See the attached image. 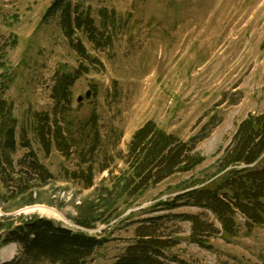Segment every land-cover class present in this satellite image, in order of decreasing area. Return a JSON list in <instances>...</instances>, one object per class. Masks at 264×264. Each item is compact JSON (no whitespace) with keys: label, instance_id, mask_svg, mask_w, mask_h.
I'll list each match as a JSON object with an SVG mask.
<instances>
[{"label":"rangeland","instance_id":"374dc122","mask_svg":"<svg viewBox=\"0 0 264 264\" xmlns=\"http://www.w3.org/2000/svg\"><path fill=\"white\" fill-rule=\"evenodd\" d=\"M53 1L0 0V99L14 105L19 134L32 130L37 112H53L51 90L58 69L73 71L80 64L58 18L44 22ZM78 1L98 25L99 11L107 8L116 11L124 26L101 52L79 35L103 64L91 67L72 90L75 119L88 117L93 109L99 116L94 185L87 188L70 178L77 163L56 150L46 157L29 134L54 178L32 181L23 192L0 180V237L23 222L46 219L107 238L88 264H114L135 243L140 221L166 215L162 209L154 212L157 204L222 178L219 163L238 126L264 111V0ZM214 118L217 125L195 150L204 158L202 164L143 192L128 193V167L117 157L127 154L138 129L153 121L188 142ZM106 163L110 169L103 172ZM172 213L203 215L220 227L212 214L199 208ZM86 219L93 228L81 226ZM239 221L237 237H213L208 250L191 241L189 222L173 220L167 235L175 245L167 255L189 264H264V227L248 232ZM22 256V247L0 241L1 264H16Z\"/></svg>","mask_w":264,"mask_h":264},{"label":"trees","instance_id":"16d2710c","mask_svg":"<svg viewBox=\"0 0 264 264\" xmlns=\"http://www.w3.org/2000/svg\"><path fill=\"white\" fill-rule=\"evenodd\" d=\"M98 16L100 25L90 9L76 0H54L46 11L44 22L58 18L59 28L80 64L73 71L63 66L55 73L51 90L53 112L33 115L31 131L23 129L19 134L14 105L0 99V180L10 190L23 192L32 181L46 183L54 178L35 150L31 134L46 157L56 150L66 159H73L77 169L68 173L70 178L85 183L87 188L93 187L94 162L101 144L99 116L93 109L88 117L75 119L72 90L78 80L90 73L91 67H103V64L90 53L79 35L101 52L112 45L117 30L124 27L114 10L101 9ZM214 122L215 118L188 142L167 133L153 121L138 129L127 154L120 153L117 157L128 167L124 175L128 193L143 192L202 164L204 158L195 150L217 125ZM21 150L25 152L19 153ZM219 166L223 176L214 185L194 188L157 204L154 212L162 209L166 215L140 221L135 243L114 264H189L167 255L175 245L167 235V224L173 220L189 222L191 241L208 250L213 237H237L242 227L240 219L248 232L264 227V111L249 115L238 126ZM109 169V163L101 168L103 172ZM184 207L212 214L220 227L203 215H173V211ZM80 224L86 229L94 227L90 219ZM0 241L3 245L22 247L23 256L16 264H88L109 240L36 218L3 234Z\"/></svg>","mask_w":264,"mask_h":264},{"label":"water","instance_id":"95a60500","mask_svg":"<svg viewBox=\"0 0 264 264\" xmlns=\"http://www.w3.org/2000/svg\"><path fill=\"white\" fill-rule=\"evenodd\" d=\"M90 96H91V93L89 92V93L87 94V98H90ZM82 100H83V98L81 97V98L79 99V102H82Z\"/></svg>","mask_w":264,"mask_h":264},{"label":"bare ground","instance_id":"6f19581e","mask_svg":"<svg viewBox=\"0 0 264 264\" xmlns=\"http://www.w3.org/2000/svg\"><path fill=\"white\" fill-rule=\"evenodd\" d=\"M42 212H44V211H42ZM49 213H51V211H46V214H48V215H49Z\"/></svg>","mask_w":264,"mask_h":264}]
</instances>
